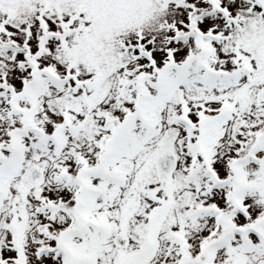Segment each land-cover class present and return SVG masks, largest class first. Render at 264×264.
<instances>
[{
  "label": "snow or ice",
  "instance_id": "obj_1",
  "mask_svg": "<svg viewBox=\"0 0 264 264\" xmlns=\"http://www.w3.org/2000/svg\"><path fill=\"white\" fill-rule=\"evenodd\" d=\"M0 264H264V0H0Z\"/></svg>",
  "mask_w": 264,
  "mask_h": 264
}]
</instances>
